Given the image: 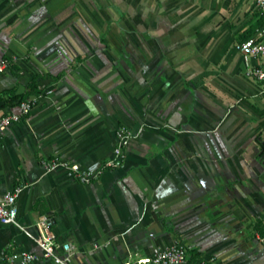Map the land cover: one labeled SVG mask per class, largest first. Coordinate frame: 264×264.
Segmentation results:
<instances>
[{
    "label": "crops",
    "instance_id": "1",
    "mask_svg": "<svg viewBox=\"0 0 264 264\" xmlns=\"http://www.w3.org/2000/svg\"><path fill=\"white\" fill-rule=\"evenodd\" d=\"M259 19L255 0H0V114L18 106L7 89L37 101L0 147V196L21 188L27 230L0 221V264H56L20 256L41 253L43 217L68 264L176 241L191 261L264 264V85L237 48Z\"/></svg>",
    "mask_w": 264,
    "mask_h": 264
},
{
    "label": "built area",
    "instance_id": "2",
    "mask_svg": "<svg viewBox=\"0 0 264 264\" xmlns=\"http://www.w3.org/2000/svg\"><path fill=\"white\" fill-rule=\"evenodd\" d=\"M255 8L259 17L264 19V0H255ZM237 48L244 54L251 55L258 63L247 71L249 76L261 81L264 85V23L258 28L255 36H251L237 43ZM7 68V62L0 61V73ZM52 92V90H49ZM36 98L26 99L20 102L16 110L0 114V147L3 145L7 128L14 122L20 121L23 116L31 113L36 105ZM117 144L114 148L116 158H123L125 148L129 145L133 133L127 127H119L116 131ZM112 164V162H109ZM47 168L54 169L59 166H69L71 174L79 171L77 164L69 165L63 159L55 158L46 163ZM21 188L9 189L0 196V221L5 224H14L27 231L19 221V209L17 204L18 193ZM37 226L40 230L38 237H33L41 248V253L29 251L20 252V256L26 262L36 261L43 258L51 259L56 264H68V258L72 253L70 243L59 245L50 229L49 221L43 217ZM31 235V234H30ZM32 236V235H31ZM264 240V237H263ZM63 250V252L61 251ZM122 264H213L206 261H191L188 257L187 246L181 241L158 249L153 254L140 255L135 253L133 258L127 259Z\"/></svg>",
    "mask_w": 264,
    "mask_h": 264
},
{
    "label": "trees",
    "instance_id": "3",
    "mask_svg": "<svg viewBox=\"0 0 264 264\" xmlns=\"http://www.w3.org/2000/svg\"><path fill=\"white\" fill-rule=\"evenodd\" d=\"M263 23H264V19L262 17H260L259 25L261 26ZM31 87L35 88L34 82L31 83ZM5 92L10 95V99H11L12 103L14 102L13 104H15V103L19 104L20 102H22L26 98L25 95L16 94V90H14V88L7 89ZM41 204H42V200L38 199L37 202L35 203V208L40 207ZM255 227L258 228L260 234L264 237V221H263V219H261V218L256 219Z\"/></svg>",
    "mask_w": 264,
    "mask_h": 264
},
{
    "label": "water",
    "instance_id": "4",
    "mask_svg": "<svg viewBox=\"0 0 264 264\" xmlns=\"http://www.w3.org/2000/svg\"><path fill=\"white\" fill-rule=\"evenodd\" d=\"M259 160H260L261 164L264 167V152L260 155V159ZM210 195H213V192H211ZM203 202L206 203V201H203Z\"/></svg>",
    "mask_w": 264,
    "mask_h": 264
}]
</instances>
